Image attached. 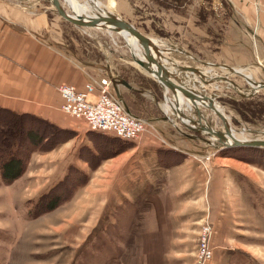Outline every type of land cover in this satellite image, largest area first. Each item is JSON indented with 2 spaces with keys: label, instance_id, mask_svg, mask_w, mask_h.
Returning a JSON list of instances; mask_svg holds the SVG:
<instances>
[{
  "label": "rangeland",
  "instance_id": "obj_1",
  "mask_svg": "<svg viewBox=\"0 0 264 264\" xmlns=\"http://www.w3.org/2000/svg\"><path fill=\"white\" fill-rule=\"evenodd\" d=\"M40 1L50 20L60 21L64 37L61 47L81 67L96 72L93 81L112 75L136 83L138 96L120 85L123 104L126 101L131 114L144 118L146 126L138 139L125 141L88 129L90 134H79L49 120L46 124L29 120L27 126L35 123L43 141L31 146L26 168L13 183L6 184L0 173V264H140L144 258L134 254L131 240L135 207L148 194L156 179L154 173L161 168L173 169L161 170L169 182L193 183L196 187L183 192L181 186L178 189L185 194L187 208L193 207L194 212L184 216L179 231L194 236L196 250L189 253L180 249L155 257L156 262L153 257L152 264H196L200 233L205 227H210L209 248L213 253L206 264H264V169L225 155L243 146L216 149L206 135L183 128L173 111L170 116L164 113L162 86L141 74L145 70L134 63V51L124 37L75 26L59 16L48 1ZM129 1L120 11L122 18L148 37L178 41L200 57L206 54L199 49L206 35L214 42L223 40L232 11L228 0H133L136 9ZM110 10L117 11L115 6ZM144 12L155 15L164 28L156 27ZM214 19L220 20L215 26ZM234 75L240 83L233 81L243 89L239 92L245 93L249 82ZM226 86L222 89L215 84V88L204 89L209 95H217L215 108L229 120L234 136L264 139V89L242 97L231 84ZM112 87L115 92L113 83ZM220 92L224 95L218 98ZM167 97L172 98L170 92ZM64 114L71 123H78L76 127L86 125L82 119ZM206 115L215 130L225 129L213 111ZM5 118L0 120V127L10 121ZM194 141L197 146H193ZM77 142L79 149L74 152ZM0 147L6 148L2 142ZM79 165H86L88 170ZM72 167L84 170L89 179L80 183ZM66 175L69 180L61 185ZM214 183L217 188L211 186ZM60 200L56 208L46 209V204ZM145 259L144 264H149L148 257Z\"/></svg>",
  "mask_w": 264,
  "mask_h": 264
},
{
  "label": "crops",
  "instance_id": "obj_2",
  "mask_svg": "<svg viewBox=\"0 0 264 264\" xmlns=\"http://www.w3.org/2000/svg\"><path fill=\"white\" fill-rule=\"evenodd\" d=\"M101 1L108 3L110 9L115 6L117 11L113 12L121 16L120 11L125 7L124 2L129 0ZM228 1L232 11L230 20L225 25L223 40L214 42L208 39L205 33L204 41L200 42L199 46L201 52L205 50V56L200 57L192 49H186L180 42L172 39L166 42L155 38L154 41L161 47H166L164 43L166 42L170 46L174 45L190 52L187 56L181 52L164 55L179 65L205 69L204 73H208L209 76H228L240 83L234 74L227 73L226 69L219 66L223 64L236 68L246 79H264V0ZM42 3L40 0H0V106L13 113L32 114L61 127L77 131L79 134L84 132L88 135L90 132L87 131L86 125L78 128L76 127L78 123H71L64 114L63 100L58 88L62 84H71L84 89L87 83L97 77L96 72L81 67L64 51L61 47L64 37L60 21L56 19L51 21L49 13L42 10L44 7ZM129 3L131 8H137L133 0ZM144 14L156 27L164 28L162 22L151 12H144ZM217 14L214 15L215 18L219 15ZM217 19H214L213 23L216 21L219 23L220 20ZM165 27L168 28L167 25ZM195 57L200 62H212L217 67L211 68L201 64ZM141 74L155 81L146 71L141 70ZM178 76L183 77L181 74ZM183 81L187 86L197 88L196 90L199 91L200 85H195L198 80L191 73ZM128 82L133 87L129 90L137 89L136 83L131 80ZM215 84L220 85L222 89L228 88L226 86L228 83L225 81ZM215 84H201V87L208 90L210 87L215 88ZM119 90L123 94L124 89L121 86ZM248 90L250 89L244 91ZM221 95L224 94L220 92L218 98ZM163 110L166 111L164 105ZM203 111L208 115L212 112L208 109ZM169 113L171 114V111ZM82 140L80 139L79 142ZM79 142L74 152L79 149ZM83 143L88 144L86 140H83ZM192 143L193 146H197L196 141ZM79 166L88 170L86 165ZM161 170L173 169L157 170L154 173L155 182L152 183L148 194L135 207L131 240L134 254L144 258L140 259V264L146 262V257L149 264H152L153 257L156 262L155 257H161L170 252L186 249L187 252L194 253L196 250L192 242L195 240L194 236L179 231L182 229L181 223L185 219L184 216L187 214L191 216L194 212L193 207L187 208L185 194L178 191L180 186L182 192L196 187L193 183L189 185L178 181L169 182L162 176L165 172ZM174 170L177 169L174 168ZM178 170L183 173L180 167ZM194 173L197 174V172ZM211 186L217 188V183Z\"/></svg>",
  "mask_w": 264,
  "mask_h": 264
},
{
  "label": "water",
  "instance_id": "obj_3",
  "mask_svg": "<svg viewBox=\"0 0 264 264\" xmlns=\"http://www.w3.org/2000/svg\"><path fill=\"white\" fill-rule=\"evenodd\" d=\"M52 6L56 8L57 14L64 18L66 21L74 24L75 26L87 27L88 29L98 28L105 31H112L118 34L123 31L128 32L134 36L140 43L143 51V59H138L134 52L132 53L133 61L138 66H141L148 74L153 76L155 81L157 80L162 86L166 101L174 104L173 112L177 116V120L180 125L187 129L192 130L200 135L207 136L208 143H211L216 149L221 148H234L237 146L243 147H257L264 148V139H252L243 140L234 138L232 135V126H230L229 120L222 112L216 110L215 101L217 95L207 94L204 87L201 88V84L214 85L219 81H225L233 86V89L242 97H251L255 95L259 90L264 89V81H257L255 79H246L236 68H232L223 64H220L222 68L228 69L231 73L241 75L249 82L250 92L247 94H241L239 90H243L236 82L230 79L228 76H209L208 73H204L205 69H198L193 66L179 65L170 60L164 54H171L174 52H181L183 54L190 55L183 49H180L174 45H166L161 47L154 41L153 38L148 37L138 30L131 22L127 19L122 18L120 15L110 12L105 9V14H96L95 16H87L79 14L74 8L69 5L66 0H46ZM69 6L72 12H69L66 8ZM203 64L212 67H217L216 64L204 62ZM191 73L198 80L195 85L199 86V90L192 86H187L184 83V79ZM183 77H179L178 75ZM187 75V76H186ZM111 82L113 83L117 98L123 101V96L120 93L119 86H126L128 89H132V85L126 80H119L109 75ZM181 78V79H179ZM174 80V81H173ZM205 92H202L204 91ZM171 93V97H167L168 93ZM246 93V92H245ZM182 100V101H181ZM204 109L213 111L223 121L224 130L217 131L211 127L208 122L207 115ZM170 119V118H169ZM175 126L177 122L171 119ZM183 132V131H182ZM184 133V132H183ZM185 134V133H184ZM186 135V134H185ZM215 142V143H213ZM217 143V144H216Z\"/></svg>",
  "mask_w": 264,
  "mask_h": 264
},
{
  "label": "built area",
  "instance_id": "obj_4",
  "mask_svg": "<svg viewBox=\"0 0 264 264\" xmlns=\"http://www.w3.org/2000/svg\"><path fill=\"white\" fill-rule=\"evenodd\" d=\"M58 90L63 100L62 110L84 120L89 131L111 134L125 141H134L145 131V119L126 110L123 101L117 98L108 77L89 82L84 89L62 84ZM210 235V227L203 228L196 264H206L213 256L209 248Z\"/></svg>",
  "mask_w": 264,
  "mask_h": 264
},
{
  "label": "trees",
  "instance_id": "obj_5",
  "mask_svg": "<svg viewBox=\"0 0 264 264\" xmlns=\"http://www.w3.org/2000/svg\"><path fill=\"white\" fill-rule=\"evenodd\" d=\"M229 8L231 11V6H229ZM130 92L136 96L139 95L136 90H131ZM125 106L130 112L129 105L126 103V101ZM4 117H6V121H10L7 122L6 126L0 127V142L4 143L6 146L5 149L0 147V173L2 180L6 184H11L24 172L27 165L26 162L28 160V154L30 153L29 151L33 149L32 147L40 145L43 141L42 136L38 132L39 128L35 125V123H31V125L27 126V122L29 120H34L38 123L46 124L48 121L46 122L44 119L32 114L30 115L27 113L17 112L13 113L0 106V120H4ZM25 147L28 148V150H26ZM2 151H5V155ZM225 155L234 157L236 159L239 158L249 164H254L264 169V148L252 147L250 149L243 147L237 150L236 153H226ZM72 170L77 172L78 176H80V183H84L89 179L87 173H85L84 170L78 169L76 167H72L71 171ZM68 180L69 176L66 175L64 180L60 182L61 185H65ZM62 201L63 200L52 203L49 206L46 204V209L50 211L56 208Z\"/></svg>",
  "mask_w": 264,
  "mask_h": 264
},
{
  "label": "bare ground",
  "instance_id": "obj_6",
  "mask_svg": "<svg viewBox=\"0 0 264 264\" xmlns=\"http://www.w3.org/2000/svg\"><path fill=\"white\" fill-rule=\"evenodd\" d=\"M66 1L69 3V5H71L74 8V10H76L79 14H82V15H87V16H95L96 14L104 15L105 9L110 11V12H113L112 10H110L108 8V6L105 7V5L100 4V2L98 0H85L84 3L77 1V0H66ZM113 13H115V12H113ZM118 35H121L122 37L125 38L127 45L130 47V49H132V51H134V54L138 59H140V58L143 59V51L144 50L142 49L140 43L138 42V40L134 36L130 35L126 31H123L122 33H120ZM245 92L246 93H242V94H247L250 92V90L245 91ZM173 107H174L173 103L171 104L169 102V100L166 101V103L164 104V109L166 111H164V113H166L168 116H170L169 112L173 110ZM232 135L234 138H238V137L234 136L233 133H232ZM253 139H259V138H253ZM243 140H245V139H243ZM246 140H252V139H246ZM213 143H215V142H213Z\"/></svg>",
  "mask_w": 264,
  "mask_h": 264
}]
</instances>
